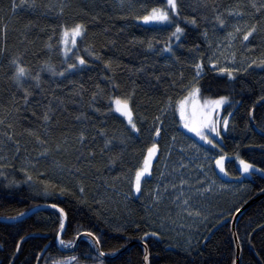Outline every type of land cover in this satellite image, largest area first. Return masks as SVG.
Segmentation results:
<instances>
[{
    "label": "trees",
    "instance_id": "1",
    "mask_svg": "<svg viewBox=\"0 0 264 264\" xmlns=\"http://www.w3.org/2000/svg\"><path fill=\"white\" fill-rule=\"evenodd\" d=\"M142 1L149 9L164 2ZM30 3L0 0V131L10 134L18 145L16 154L0 163V218L19 216L37 205L54 204L65 213L61 239L67 247L77 235L91 232L106 255L139 240L147 247L149 264H234L230 233L234 213L210 225L184 249L166 236L152 235L138 200L129 204L130 215L123 212L121 221H117L104 201L103 188L129 171L135 157L148 148L145 136L166 103L177 100L194 82L204 99L228 98L220 113L218 153L238 156L261 170L243 176L241 183L247 192L240 206L264 190V67L247 65L234 71L230 80L227 73L208 66L209 46L203 35L207 32L208 38L232 31L234 19L228 10L241 11L242 30H246L245 24L255 23L257 28L248 41L242 40V32L238 33L235 54L259 61L264 56V0H180L179 22L185 34L179 47L175 39H169L175 25H145L115 0H35L32 7ZM213 7L223 13L224 27L214 20ZM184 16L195 18L197 26L186 24ZM75 23L83 24L85 32L65 58L60 51V25ZM168 45L175 58L163 51ZM194 52L199 54L197 60L192 57ZM76 55L86 63L69 68V64H78ZM13 59L31 76L39 72L38 87L34 79L28 78L17 88L11 79ZM109 60L114 69L111 72L103 63ZM195 63L201 64L202 72L194 79ZM45 66L64 75H53ZM108 76L118 88L111 87ZM25 88L32 93L27 105L23 99ZM99 90L103 95L93 100L92 94ZM129 93L137 131L119 114L109 111V97ZM47 107L53 111L45 124L40 117ZM225 116L229 118L227 130L223 125ZM26 162L31 167H25ZM226 167L233 179L241 176L234 162ZM60 229V214L49 209L19 222H0V264H53L54 260L73 256L77 259L70 264H143L140 245L107 261L96 256L88 238L79 240L73 251H61L54 242ZM235 234L239 264H264V197L239 216Z\"/></svg>",
    "mask_w": 264,
    "mask_h": 264
},
{
    "label": "rangeland",
    "instance_id": "2",
    "mask_svg": "<svg viewBox=\"0 0 264 264\" xmlns=\"http://www.w3.org/2000/svg\"><path fill=\"white\" fill-rule=\"evenodd\" d=\"M115 1L133 11L137 17L145 14L146 9L141 7L142 0ZM55 6L54 3L52 9H55ZM233 19L234 26L239 22L242 28V17L233 16ZM139 21L145 24L142 20ZM145 25L161 26V24L156 23ZM227 33L225 31L207 38L209 46L208 66L218 72L220 67L244 68L251 61L247 58L237 57L235 54L234 46L238 33L235 34L236 39L231 44L227 38ZM67 47L71 50L67 56L64 55L65 58L71 55L75 46L69 40ZM192 57L197 60L199 54L194 52ZM79 67L81 65L78 63L74 69ZM192 84L194 82L185 88L186 91L182 92L177 100L166 103L159 113L158 119L156 118L152 127L147 131L145 139L150 143L148 148L154 142L157 143V154L152 158L151 174L142 177L141 192H133L132 184L135 180V171L142 167L148 148L135 157L131 168L124 176L109 181L103 188L104 201L112 209V214H115L117 221H121L123 212L130 215L129 204L138 200V208L142 211L144 221L149 226L150 231L156 235L166 236L178 247L184 249L192 246L199 235L203 234L210 225L237 211L247 192V188L241 183V180L243 176H247L250 171L255 170L253 167L248 172H242L239 162L241 159L238 156L220 155L217 146L213 148L212 145L206 144L195 134L188 132L181 126L179 115L176 112V102L188 95V90ZM197 100L200 109L203 110L204 101L211 99H204L199 93ZM226 103L227 101L219 109H209L212 117L219 120V126L221 125V109ZM188 115L189 117L192 115L191 100L188 102ZM121 117L128 123L123 116ZM157 125L162 128L159 136L155 134ZM206 134L216 144L217 136L207 132V130ZM17 148L18 145L14 138L11 136L9 139V134L0 131V163L7 162L10 156H14ZM220 156L225 157L223 166L227 175L216 166L215 161ZM20 161L23 162L24 160ZM228 162H234L236 168L239 169L241 173L239 178L233 179L228 173L226 167ZM24 166L31 167L27 162ZM181 180L185 183L181 184ZM154 188L158 195L162 193L159 202L152 200ZM203 189H207V191H203ZM185 199L188 201L186 205L181 203Z\"/></svg>",
    "mask_w": 264,
    "mask_h": 264
},
{
    "label": "snow or ice",
    "instance_id": "3",
    "mask_svg": "<svg viewBox=\"0 0 264 264\" xmlns=\"http://www.w3.org/2000/svg\"><path fill=\"white\" fill-rule=\"evenodd\" d=\"M23 2V0H22ZM35 0H31V3L29 4L30 7L34 6ZM253 7H256L255 4L252 5ZM16 5L13 3V9H15ZM141 7H144L146 9L145 14L140 15L137 17L138 19L142 20L145 24L148 23H156L161 25H175L174 31H171L169 39H175L177 41V46H182L183 44V36L185 34V28L181 26L180 19H181V4L180 0H164V2L160 6H152L150 9L147 8L146 5L142 4ZM261 7H264V4L261 5ZM195 10V9H193ZM259 11V9H257ZM212 11L215 13L214 20L217 24H219L221 27H224L226 24L225 17L223 13H217L215 7H213ZM60 12H63V8L60 9ZM243 12L230 9L228 10L229 16H235V17H242ZM184 22L186 24H191L193 27H196L198 24V21L195 18H189L188 16L183 17ZM201 19H206V17H201ZM215 27V25H214ZM244 28L246 30H242L240 23L238 22L234 26V31H230L227 33V38L229 39V42L236 39V33L242 32V40L248 41L250 36H252L256 32L257 25L255 23L251 24V26H248L247 24L244 25ZM60 39L59 44L63 47L60 49L61 52L64 53L65 56L68 55V52L71 50L67 47L69 44V40L71 41V44L73 46L77 43V38L82 37L85 32V27L81 23H75L72 26H66L64 24L60 25ZM205 39H207V32L203 33ZM50 48L51 45H48ZM149 47H151V44L149 43ZM198 47V46H197ZM219 47V45H217ZM246 47V46H245ZM164 52L170 53L173 58H175V52L171 45L166 46L163 49ZM96 59H99V57H95ZM76 60L80 65H84L86 61L82 59L79 55H76ZM11 63L15 66V71L13 72L11 79L16 84L17 88L22 87V81L28 78L34 79L37 82V87L39 86V80H40V74L39 72L36 73L35 76H31L30 73L26 70L25 66H22L20 63L17 62V59H13ZM104 67L108 69L110 72L114 71L112 68V61H104ZM257 66V67H264V56H261L259 58V61L257 60H251L248 64V67L251 66ZM48 71H51L53 75H60L63 76V72H55L51 67L45 66ZM69 68H74L75 65L69 64ZM195 69L197 70L195 73V78H198L201 76L202 67L200 63L194 64ZM220 73H227L228 78L231 80L233 79V72L234 71H241V69H235V68H228V67H220L219 69ZM137 71H140L138 69ZM107 79L110 81L111 87L118 88L119 85L115 82V80L112 78V76H108ZM198 83V80H197ZM99 89V86H97ZM24 92V102L25 105L28 103V97L32 94L28 89H22ZM200 93V88L197 87L195 84H192L190 86V90H188V95L185 96L182 100H179L176 102V112L179 115L180 118V124L181 126L186 129L188 132L195 134V136L199 137L200 140L204 141L206 144L212 145L213 148L216 147V144L213 143V140L209 138V136L206 134L207 132H211L214 136H219L220 132L218 130L219 127V120L214 119L212 117L211 111L209 109H219L221 105H223L228 98L226 96H220L217 99L214 100H205L204 101V109L201 110L198 105L197 97ZM103 90H99L98 92H95L92 94L93 100L97 98V96H102ZM111 100V105L109 108V111H114L116 113H119L120 116H123L125 120H127L128 124L131 126L133 131H137L136 124L133 122L132 119V111L130 108V99H131V93L128 95H125L123 97L116 96V97H109ZM191 100L192 105V115L189 117L188 115V102ZM91 106V104H90ZM99 110V109H95ZM53 109L51 107H47V110L43 113V115L40 117V119L47 124L50 121V115L49 113L52 112ZM249 115H252L251 111H249ZM158 119V118H157ZM3 121H0L2 123ZM229 124V118L227 116L223 117V125L225 130H227ZM31 132V130H29ZM162 131V128L157 125L155 128V134L156 136H159L160 132ZM9 139H11V135L9 134ZM80 139L83 140L84 136L81 134ZM37 142L42 143V141L39 140V137H37ZM107 143V142H106ZM18 150V149H17ZM157 154V143H153L151 147L147 149V155L144 156L143 159V165L142 167H139L135 171V180L132 184V191L135 193H140L142 188V177H145L146 175H150V167L152 163V158ZM225 157L220 156L216 159L215 163L217 168L220 169L221 172H223L225 175L227 173L224 171L223 161ZM241 165V171L242 172H248L249 169L253 168V165L250 163H247L244 160H240ZM183 166V165H182ZM255 171L259 172L261 171L259 168H256ZM0 175H3V173H0ZM163 175V173H161ZM30 179V177H29ZM185 183L183 180H181V184ZM175 187V185H173ZM165 188H167V185H165ZM83 191V189H81ZM203 191H207V189H203ZM183 195V193H181ZM162 196V193L159 195L156 192V189L154 188L152 190V200L153 202H159L160 198ZM183 204H187L188 201L185 199L181 201ZM51 207H56V205H51ZM57 211L60 212V228H64L65 224V213L61 209H57ZM239 211V209H237ZM191 214V213H190ZM22 215V214H21ZM88 236L92 237L94 241H96V244L99 245L98 238L91 232L87 233ZM152 235H156V233H152ZM56 239L59 241V243L65 247L67 245L65 242L60 238V232H57ZM17 247H19V244H17ZM99 256L103 257L105 256V253L103 251H99ZM76 257H68L65 260H54L53 264H70L71 261H75ZM144 261L145 264H148V254L147 252L144 255ZM100 264H103L101 261Z\"/></svg>",
    "mask_w": 264,
    "mask_h": 264
},
{
    "label": "water",
    "instance_id": "4",
    "mask_svg": "<svg viewBox=\"0 0 264 264\" xmlns=\"http://www.w3.org/2000/svg\"><path fill=\"white\" fill-rule=\"evenodd\" d=\"M264 197V190L258 192L257 194H255L254 196H252L251 198H249L240 208H239V211H236L232 217H231V223H230V233H231V237H232V242H233V247H234V264H239L240 263V248H239V245H238V241H237V238H236V234H235V226H236V222L239 218V216L245 211L247 210L251 205H253L254 203H256L258 200H260L261 198ZM54 210L56 211L57 213L60 214L59 211H57V207H51V205H37L35 207H32L31 209H29L28 211L24 212L22 215H19V216H16V217H12V218H0V222L2 223H15V222H19V221H22L30 216H32L33 214L39 212V211H43V210ZM65 226H66V221H65V224H64V228L63 229H60L59 232H60V238L62 237V234L64 232V229H65ZM30 236V235H28ZM28 236L24 237L23 239L27 238ZM57 236V235H56ZM82 238H88L91 240L92 244H93V247L95 249V254L98 258L102 259V260H113L115 259L116 257L120 256L121 254L125 253L126 251H128L133 245H140L143 249V264H145V261H144V255L145 253L147 252L148 254V250H147V247L145 245L144 242L142 241H139V240H133V241H130L128 244H126L123 248H121L118 252H116L115 254H111V255H106L103 256V257H100L99 256V251L100 250V247L99 245L96 244V241H94L92 239V237L88 236L87 233H81L79 235H77L74 239V242L72 244L71 247H63L59 241L56 239L55 237V245L58 249H60L61 251H65V252H70V251H73L75 249V247L77 246L79 240H81ZM22 239V240H23ZM49 243H47L45 245V247L43 248L42 252L40 253V257H42V255L44 254L46 248L48 247ZM148 264H149V260H148Z\"/></svg>",
    "mask_w": 264,
    "mask_h": 264
}]
</instances>
